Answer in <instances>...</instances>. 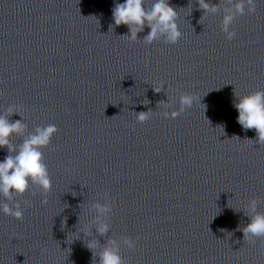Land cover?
I'll return each mask as SVG.
<instances>
[{"label": "clouds", "instance_id": "clouds-1", "mask_svg": "<svg viewBox=\"0 0 264 264\" xmlns=\"http://www.w3.org/2000/svg\"><path fill=\"white\" fill-rule=\"evenodd\" d=\"M198 10H202L201 20L208 14L215 15L223 11L220 24L221 31L225 33L226 39L232 40L236 36L233 25L238 16L255 13L256 0H219L218 4H213L210 0H196ZM188 15H191L192 6L189 3L186 7ZM183 9V8H181ZM179 11L169 4V0H125L124 3H115L112 9V19L114 24H109V31H114L115 27L125 25L129 32L121 37L129 42L142 41L145 45H153L156 42L175 46L182 33L179 29ZM148 27L150 31L142 39L138 38V33ZM156 93L164 90V82L153 87ZM237 102L234 107L238 111L237 122L243 130H255V139H244L252 143L264 145V89L256 90L248 94L240 95L234 91ZM196 97L194 94L181 92L179 95V108H173V103L168 100L158 101L157 107L165 109L160 113L164 118L180 116L186 109L191 108ZM148 105L150 101H142ZM167 109H173L168 111ZM153 111L133 112L137 122L146 124ZM13 114H20L17 106H9L3 114H0V149H7L8 155L0 161V197L4 202H0V212L6 216H11L16 220L24 219V210L31 206L29 200H23L24 208L17 197H23L25 193L33 189L31 195L35 196L37 191L43 196L42 205L48 204V195L52 191V179L48 166L45 162L43 149L47 148L52 138L57 134L58 128L54 124L47 126H37L34 131L28 132V126L21 120L10 121ZM209 122V121H208ZM223 131V126H217ZM17 136L22 142L17 145L12 141V137ZM235 137V136H234ZM239 139V137H235ZM100 201H103L101 203ZM114 198L109 193H99L98 199L91 204V210L95 213L89 225L80 229V233L89 237L84 241L87 249L92 253V264H126L121 249L122 246L128 250L136 247L135 239L130 236H123L119 239L108 238L101 243L100 238L108 236L111 228V214L114 207ZM258 198H251L244 206V214L249 218L246 225H238L237 231L243 233L244 242L256 244L260 241V247L264 251V212L257 210L261 203ZM237 211V210H236ZM65 218L63 225H66ZM80 222V219L78 223ZM62 225V227H63ZM95 229V236L93 235ZM221 231H224L221 229ZM231 236L232 233H229ZM80 239V236H77ZM46 249H42V252ZM71 251V249H70Z\"/></svg>", "mask_w": 264, "mask_h": 264}]
</instances>
